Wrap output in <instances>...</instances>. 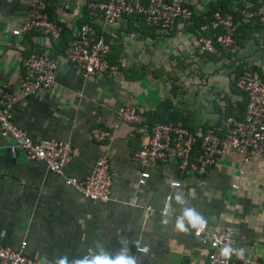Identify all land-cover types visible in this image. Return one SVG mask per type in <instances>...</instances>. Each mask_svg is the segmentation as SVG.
Here are the masks:
<instances>
[{
  "label": "crops",
  "instance_id": "0c3cea01",
  "mask_svg": "<svg viewBox=\"0 0 264 264\" xmlns=\"http://www.w3.org/2000/svg\"><path fill=\"white\" fill-rule=\"evenodd\" d=\"M47 1L64 25L66 44L86 22L109 40L114 69L87 75L59 53L55 85L22 96V58L31 51L44 52L47 42L38 32H22L29 0H0V85L15 95L14 120L35 140L56 138L73 146L62 175L29 159L0 129V244L19 248L26 243L27 254L45 264L64 256L71 264L101 248L113 256L129 249L137 264H208L209 245L184 217L192 210L211 230L232 226L236 248L264 264L263 158L246 161L229 150L197 176L181 170L171 157L150 167V178L138 183L143 168L136 152L153 129L146 123L148 115L173 114L178 124L196 131L224 120L228 108L244 97L232 86L236 63L202 54L200 33L190 20H179L169 32L135 17L107 25L99 13L84 14L90 2L100 0ZM211 1L183 0L197 13L205 12ZM239 57L264 69V31L246 41L234 56ZM126 104L135 105L146 121L120 120L118 110ZM98 126L111 136L97 140L93 130ZM103 155L111 162L112 200L96 202L67 185L65 176L85 178ZM180 218L187 232L175 228ZM121 237L127 242L119 243ZM135 241L150 246L149 253L137 251Z\"/></svg>",
  "mask_w": 264,
  "mask_h": 264
},
{
  "label": "built area",
  "instance_id": "2783aa9c",
  "mask_svg": "<svg viewBox=\"0 0 264 264\" xmlns=\"http://www.w3.org/2000/svg\"><path fill=\"white\" fill-rule=\"evenodd\" d=\"M237 2L243 4L240 10L244 22L257 18L264 25V4L252 8V0ZM89 7L92 8L90 14L99 13L107 25L124 17L141 14L149 25L158 26L168 32L175 28L179 20H190L194 15V10L183 0H149L146 4L136 3L134 0H100L90 2ZM209 27L223 28L216 42L225 52L235 54L238 51L235 39L237 25L232 14L216 12L211 23L205 24L201 29L204 31ZM31 31H37L43 36L48 50L53 41L62 36V25L51 19L45 0H29V10L22 32ZM216 42L209 36H203L199 41V51L218 52ZM110 51L111 43L103 36L97 37L96 27L91 23H83L79 27L77 37L68 45L65 57L75 66L82 68L87 75H94L114 69L107 58ZM22 64V96L37 94L55 85L58 59L48 52H30L22 58ZM237 86L247 94L246 114L243 119L229 117L224 124V135H220L212 127L205 131H192L181 124L156 123L150 139L136 152V158L143 168L138 183L147 182L151 176L150 167L171 157L177 158L181 170L197 176L205 175L229 150L240 154L246 161L254 157L264 159V77L256 70L250 71L239 78ZM14 104L15 95L0 85L2 135L13 139L15 146L29 159L43 161L50 171L64 175L65 167L72 159V144L56 138H32L15 122ZM118 116L120 120L133 124L146 121V116L133 104L121 106ZM93 136L101 141L110 137L111 133L98 126L94 128ZM65 183L93 201H111L113 175L109 157L103 155L98 158L90 174L83 179L65 176ZM233 186L237 187V184ZM162 212L166 213L167 210ZM194 234L197 236V228H194ZM233 234L232 226L211 230L204 221V230L197 237L209 245L208 264H263L243 253L238 256L239 250L234 245ZM225 247L233 249L230 258L221 256V249ZM0 264H39V260L27 254L26 243L19 248L0 244Z\"/></svg>",
  "mask_w": 264,
  "mask_h": 264
},
{
  "label": "trees",
  "instance_id": "16d2710c",
  "mask_svg": "<svg viewBox=\"0 0 264 264\" xmlns=\"http://www.w3.org/2000/svg\"><path fill=\"white\" fill-rule=\"evenodd\" d=\"M45 1H46V4L48 3L47 4V10L50 13L51 19L56 21L55 14L49 5V2L47 0H45ZM165 1L171 2L173 0H165ZM252 1H253V7L252 8H257L258 6L264 4V0H252ZM148 2H149V0H146L145 2L143 1L144 4H146ZM189 6L194 10V15L190 19V21L192 22L191 28H193L195 31H198L200 33V39L203 36H209L216 42L217 36L223 32L222 27H218V28L209 27L204 31L201 29L202 26H204L205 24L211 23V21L214 19L216 12H220L222 14L229 13V14L233 15L235 24L237 25L236 33H235V39H236V45L238 47V49H237L238 51L235 54L227 53V52H225L224 49H222L221 45L216 42V44L219 47L218 52H204V53H202V54L213 53L215 56L218 55V58H216L215 56H212L213 59H217V60H219L220 57H222V56H226V57L231 58L232 61L234 63H236L235 64L236 67L234 69L233 79H232V86L233 87L237 86V81L247 71L250 72V71L256 70L260 73V75L262 77H264V69L261 66H259L257 64H250L246 60H244L243 58H240V57L234 58L235 55H237V54L239 55L240 50L244 47V45L248 39L252 38L257 32L264 31V25L259 21V19L255 18V19H252L250 22H244L243 18H242L241 10H240L242 8L243 4L238 3L237 0H212L210 2L209 8L203 13H197L194 9V6H192V5H189ZM87 7L88 8L85 10L84 14H86L88 16L89 13L91 12L92 8L89 7V4L87 5ZM131 17H135L139 21L145 22L149 27L158 28V26L149 25L148 22L145 20V17L141 14H136V15H133ZM86 21H89V20H86ZM56 22L58 24L62 25L58 21H56ZM86 23H90V22H86ZM62 27H63V31H64V25H62ZM31 32H37V31H31ZM101 36H103V34L97 33V37H101ZM106 40L109 41L107 38H106ZM67 48H68V43L66 44V40L64 38V32H62V36L58 40L53 41V45L51 48H49V50L47 48V49H45L44 52L40 51L39 53L48 52L52 57H55L59 53L63 54V56H66ZM220 51H221V54H220ZM108 56H109V54H108ZM107 58L109 60V57H107ZM241 91L243 92V95H244L243 99L240 102H238V104H236L235 106L228 108V111L226 112V118L224 120H221L220 122L215 123V124L207 125V126L203 127L201 130L205 131L207 128L212 127L220 135H224V133H225V125L224 124H225V121L229 117H236L238 119H243L245 117V114H246V107H247L248 98H247V94L243 90H241ZM158 115H160V114L157 112L151 114V116L148 115L149 118L146 121V123H148L149 127H152L156 123H158L155 121L168 122V123H174V124L179 123L175 119V116L173 114H171L170 116H166L165 114H162V116H159V117H158ZM182 125L189 128L192 131H196L192 127H189L188 125H186L185 123Z\"/></svg>",
  "mask_w": 264,
  "mask_h": 264
},
{
  "label": "clouds",
  "instance_id": "9594fccd",
  "mask_svg": "<svg viewBox=\"0 0 264 264\" xmlns=\"http://www.w3.org/2000/svg\"><path fill=\"white\" fill-rule=\"evenodd\" d=\"M177 200L180 199V197H176ZM184 217L187 218V220L191 223V225L194 228H197V236H199L200 232L204 230V221L196 215L192 210H187L184 212ZM162 224H167V219H162ZM175 228L182 231L187 232V229L184 227V218H180L177 220V223L175 225ZM119 243H126L124 237H121L118 241ZM95 243H98L97 241ZM137 247V251L147 255L150 250V246L144 245L143 247L140 246L139 241L134 242ZM233 249L230 247H225L221 249V256L225 258H230L232 254ZM243 249H240L237 253L238 256L242 255ZM138 257L135 254H130L129 249H124L117 253L115 256L111 255L107 251H105L103 248L100 249V251L96 254L92 253V250H89V255L85 256L83 259H77L71 264H137ZM39 264H45L44 260H40ZM56 264H70L67 256H64L56 261Z\"/></svg>",
  "mask_w": 264,
  "mask_h": 264
}]
</instances>
